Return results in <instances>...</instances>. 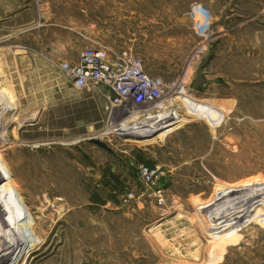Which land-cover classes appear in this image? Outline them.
Segmentation results:
<instances>
[{"label":"rangeland","instance_id":"1","mask_svg":"<svg viewBox=\"0 0 264 264\" xmlns=\"http://www.w3.org/2000/svg\"><path fill=\"white\" fill-rule=\"evenodd\" d=\"M98 47L162 79L158 107L75 88L61 64ZM184 87L203 115L178 107ZM0 90L19 264H264V0H0ZM161 106L182 119L119 133ZM141 164L164 175L163 204Z\"/></svg>","mask_w":264,"mask_h":264},{"label":"built area","instance_id":"2","mask_svg":"<svg viewBox=\"0 0 264 264\" xmlns=\"http://www.w3.org/2000/svg\"><path fill=\"white\" fill-rule=\"evenodd\" d=\"M61 66L75 88L92 90L102 87L114 94V105L133 115L153 111L167 94L165 82L160 78L152 79L141 60L130 50L118 52L105 47L89 48L78 62H63ZM109 98L112 99L111 95ZM135 106L140 109L135 111L131 108ZM139 174L146 184L152 186L158 203L163 204L165 190L161 180L164 175L147 164L139 166ZM128 197L132 198L133 194H128Z\"/></svg>","mask_w":264,"mask_h":264},{"label":"bare ground","instance_id":"3","mask_svg":"<svg viewBox=\"0 0 264 264\" xmlns=\"http://www.w3.org/2000/svg\"><path fill=\"white\" fill-rule=\"evenodd\" d=\"M182 91H183L182 92L183 94L182 93L181 94L184 95V97L183 96L179 97L180 98L179 100H181L182 103H180L178 107L180 108V107H188V106H192V107L197 106L196 108L200 109L199 114L203 115L206 109H202L201 107H198L200 106L198 99L188 94L187 89L185 87L182 88ZM5 99H6L5 95H3L0 90V119L2 120L5 119V122L7 123V125L12 126L13 123H11L9 120H6V118H7V114L11 110H14V105L10 103V105H13V106L10 108L6 107L5 103H7L8 101H6ZM206 105L207 104H205V106ZM162 109L163 111H160ZM160 110H159L158 116H148V118L146 117L144 119H139V121H130V122L126 121L122 123V125L118 129L119 133H130L132 131H136V132H133L135 136H143L145 134L151 133L154 125L169 126L175 123L177 120L180 121L182 119L181 116L177 112L178 110H174V109L168 110V107H162ZM14 121L15 120L13 119V122ZM160 128L162 129V127H159L157 129H160ZM110 132L111 130H107L104 133H102V136H105V135L107 136ZM99 138L101 137L99 136L93 139H99ZM12 142H14L12 139V136L9 135L6 137V139H4V142L2 144L12 143ZM0 197H1V200H0V264H3L4 262H7V264H19L22 258H25V256L28 254L25 251V248L22 242L18 238L17 240L15 239L12 240L13 230L17 227V219L15 218L14 213L10 209L9 204L7 203L6 199L3 198V196H0ZM233 222L236 223V220H233Z\"/></svg>","mask_w":264,"mask_h":264},{"label":"water","instance_id":"4","mask_svg":"<svg viewBox=\"0 0 264 264\" xmlns=\"http://www.w3.org/2000/svg\"><path fill=\"white\" fill-rule=\"evenodd\" d=\"M91 141L94 142L95 144H98L100 146L107 148V145L105 143L101 142L99 139H92Z\"/></svg>","mask_w":264,"mask_h":264}]
</instances>
